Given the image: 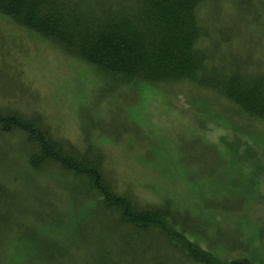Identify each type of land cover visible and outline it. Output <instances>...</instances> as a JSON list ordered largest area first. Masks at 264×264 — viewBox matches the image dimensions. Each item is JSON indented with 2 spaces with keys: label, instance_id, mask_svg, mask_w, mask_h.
<instances>
[{
  "label": "rangeland",
  "instance_id": "1",
  "mask_svg": "<svg viewBox=\"0 0 264 264\" xmlns=\"http://www.w3.org/2000/svg\"><path fill=\"white\" fill-rule=\"evenodd\" d=\"M209 11L213 17L220 15L215 17L218 26L233 37L236 55L251 57L258 71H264V0H213ZM119 80L0 14V110L41 113L56 137L75 144L99 141L108 172L140 203L171 199L204 224L210 220L208 232L186 231L187 237L203 238L202 247L216 259L208 258L206 263L246 258L239 245L250 248L254 262L258 251L253 247L257 246L260 257L256 259L263 262L264 119L240 114L219 93L188 80L172 84ZM21 140L0 135V158L9 151L13 152L9 159L20 154ZM25 162L27 155H19V171L10 182L0 167V182L19 204L22 221L39 235L44 229L68 236L65 230L59 233L48 227L65 220L73 231L78 228L86 213L81 215L77 209L80 197L75 189L80 183L52 167L29 170ZM210 197L216 202L233 199L235 211L209 206L206 199ZM85 204L88 211L95 207L94 200ZM98 210L99 205L92 211ZM4 229L6 224L0 221V232ZM3 234L10 240L6 246L0 242V262L6 255L14 264L37 253L29 231L12 229ZM122 237L125 240H118L110 255L126 250L123 261L127 264H152L153 260L199 264L181 257L159 234L139 232L126 239L124 233ZM85 238L79 242H86ZM220 247L227 252L219 250V255ZM93 255V251H82L80 264L92 261Z\"/></svg>",
  "mask_w": 264,
  "mask_h": 264
},
{
  "label": "trees",
  "instance_id": "2",
  "mask_svg": "<svg viewBox=\"0 0 264 264\" xmlns=\"http://www.w3.org/2000/svg\"><path fill=\"white\" fill-rule=\"evenodd\" d=\"M212 2L0 0V14L55 42L67 53L113 79L156 84L188 80L219 93L240 114L264 119V71H258V65L251 57L237 56L232 50L233 37L225 35L218 26L216 18L220 15H210ZM26 114L0 110V135L20 137L24 144L20 154H14V158L9 159L12 151L0 158L4 160L0 167L9 178L7 182L12 181L19 171L16 168L19 155L26 154L25 163L29 170L52 167L78 180L80 186L75 192L80 202L77 209L82 210L81 215L86 213L76 232L71 228L73 226L64 223L65 220L62 225L48 227L49 231L59 233L65 230L69 235L64 238L44 229L39 235L22 221L19 204L7 185L0 182V221L6 224V229L0 232L3 236L0 242L6 246L10 240L4 232L25 229L32 234L30 239L37 248L34 256L22 262L16 260L14 264H80V253L89 250L93 251L94 257L85 264H127L123 261L126 250L117 253L114 250V258H110V251L118 240L123 239L124 233L128 234V239L139 232L159 234L181 257L199 264H208L206 261L209 259L216 261L202 247L203 238L186 236V231L191 228L200 230L194 233L208 232L210 220L204 224L171 199L163 203H140L135 194L120 188L115 177L108 172L106 153L99 141L95 144L86 139L75 144L67 138L56 137L43 114ZM89 200L95 201V207L99 205L98 212L92 211L94 205H91L92 210H87L85 203ZM206 201L221 211H235L231 198L216 202L210 197ZM83 236H87L86 242H79ZM255 238L260 239V236ZM237 247L244 248L247 257L225 264H264V261L256 259L260 257L257 246L253 247L258 251L254 255L255 262L250 248ZM219 250L227 252L223 247ZM7 260L6 255L0 264H12ZM225 260L226 257L217 262L224 264ZM152 264H156V260Z\"/></svg>",
  "mask_w": 264,
  "mask_h": 264
}]
</instances>
